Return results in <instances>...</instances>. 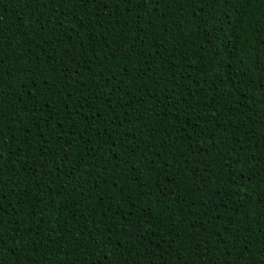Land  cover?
I'll use <instances>...</instances> for the list:
<instances>
[{
	"label": "trees",
	"instance_id": "trees-1",
	"mask_svg": "<svg viewBox=\"0 0 264 264\" xmlns=\"http://www.w3.org/2000/svg\"><path fill=\"white\" fill-rule=\"evenodd\" d=\"M262 37L221 0H0V264H85L86 238L264 264Z\"/></svg>",
	"mask_w": 264,
	"mask_h": 264
},
{
	"label": "snow or ice",
	"instance_id": "snow-or-ice-1",
	"mask_svg": "<svg viewBox=\"0 0 264 264\" xmlns=\"http://www.w3.org/2000/svg\"><path fill=\"white\" fill-rule=\"evenodd\" d=\"M223 3H227L232 7H239L241 9H244L247 7L249 9V12H253L256 9H260L261 12V18L264 19V0H221ZM84 3H87V0H84ZM227 27H233L232 25H228ZM221 33H223L225 36L227 35V32L224 28H222ZM261 44H264V37L260 40ZM264 63V62H262ZM261 75L264 77V69L261 70ZM260 87L264 88V79H261L260 81ZM2 119V117H0ZM261 132L264 133V128L261 129ZM2 143V141H0ZM259 203L261 205H264V190H261V193L259 195ZM264 211V208L261 209ZM264 218V217H262ZM27 227V225H25ZM3 242V235L0 234V244ZM3 249L0 248V252H2ZM247 250L245 249V252ZM243 254V253H242ZM80 257H82L85 261V264H90L92 259H95L96 264H99V256L93 257L91 252V245L88 243L87 238L84 241V244L82 245V250L79 253ZM105 259H109L108 257H105ZM261 260H264V256H261Z\"/></svg>",
	"mask_w": 264,
	"mask_h": 264
}]
</instances>
